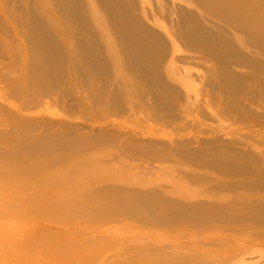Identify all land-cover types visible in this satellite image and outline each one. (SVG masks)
I'll return each instance as SVG.
<instances>
[{"label": "rangeland", "instance_id": "374dc122", "mask_svg": "<svg viewBox=\"0 0 264 264\" xmlns=\"http://www.w3.org/2000/svg\"><path fill=\"white\" fill-rule=\"evenodd\" d=\"M138 3L135 11L150 26L163 32L165 45L160 55L164 87L158 86L156 90H168V100H159L151 91L139 87L141 79L134 77L123 58L118 61L125 67L116 72L113 67L119 47L105 43L106 48L99 55L109 63L110 83L106 89L100 81H96L97 86L95 81L92 85L85 83L73 71L61 80L46 84L23 82V75L29 70V53L42 46L39 38L33 42L41 29L30 27L27 11L40 6L33 2L31 7L27 0H0V132L3 134L0 144L22 146L23 142L13 135L19 127L29 130L30 134H25L35 140L42 134L65 129H73L82 137L108 134L114 138V152H124L120 149L127 145L130 150L125 152H142L150 147L161 153L153 158L133 153L119 158L112 154L117 164L99 169L103 177L127 176L133 179V184L152 182L163 190L167 187L174 194L189 196L198 190L182 174L185 168L191 167L188 158L183 156L187 151L201 148L202 152H211L219 147L229 154L251 152L261 160L256 167L264 169V94L254 90L257 81L250 77L253 69L247 62L255 55L259 60L262 58L256 53V47L235 28L212 15L204 16L207 26L215 27L228 39L224 40L228 48L235 53L237 45L244 51L241 57L232 56L241 61V64L234 63L232 69L246 76L243 85L247 89L238 94L237 101H232V95L216 82L218 61L205 52L188 48L184 38L171 32L179 26L182 9L204 11L201 6L195 0H138ZM41 20L52 25L48 35L54 37L53 44L68 60L76 58L83 37L91 39L83 25L74 26L72 18L60 11ZM91 25L99 34L109 29L108 25ZM82 31L85 34L79 35ZM230 40H236V45ZM115 91L118 102L110 100L109 95ZM102 147L81 152L86 155L112 152V148ZM70 152L73 151L55 155L68 158ZM35 159L21 156L19 166L0 164V264H160L155 250L140 252L145 243L174 248L182 254L227 258L217 264H256L257 256L241 260V250H247L250 255L251 251L264 253V238L258 239L260 236L252 229L162 227L142 224L127 216L104 219L85 215L74 208L86 202L84 193L88 186L100 185L99 181L91 180L92 172L84 171L89 167L64 164L48 168L45 158L37 162ZM75 159L78 155L73 156ZM152 213L165 215L161 209Z\"/></svg>", "mask_w": 264, "mask_h": 264}, {"label": "bare ground", "instance_id": "6f19581e", "mask_svg": "<svg viewBox=\"0 0 264 264\" xmlns=\"http://www.w3.org/2000/svg\"><path fill=\"white\" fill-rule=\"evenodd\" d=\"M27 1L31 7L34 5L33 2L40 6L39 9L30 7L31 9L27 11V15L29 16L30 27L35 26L41 29V32L36 34L34 39H32L33 42L38 38L41 39L42 46L38 50H34L32 54L29 53V70L27 69L24 73L23 82L46 84L61 80L69 72L73 71L85 83L92 85L95 81L94 85H96V81H100L104 84L103 89H106L110 74L109 63L99 53L103 52L104 47L106 48L105 44H108L110 47L117 45L119 47V54H117L113 69L116 72L122 71V68L125 66L118 59L123 58L126 60V64L134 77L141 79V86L139 87L151 91V95L159 100H168V90L163 89L161 92L156 90L158 86H163L161 84V82L163 83L161 72L162 55H160L165 45L163 32L150 26L145 18L135 11L139 4L138 0ZM195 1L204 11L196 12L194 9H182L178 18L179 26L175 25V30L173 29L171 32L176 37L184 38L189 46L188 48L199 50L201 53L205 52L218 61L219 70L216 69L218 70L216 82L232 95L230 98L232 101H237L238 94L247 89V86L243 85L246 76L233 71V64H241V61L232 59V56L237 55L241 57L244 51L236 45V40H230L232 44L236 45L237 49L235 53L232 49L228 48L227 44L225 45L224 40L226 38L224 34L218 33L215 27L207 26L204 22V16L212 15L228 26L235 28L247 37L248 42L256 47V53L262 57L259 60L255 55L247 59V62L253 69L249 74L250 77L257 81L256 89L254 90L264 94V0ZM158 8L156 9L158 10ZM55 11H60L64 15L69 16L72 18L71 24L78 26L79 23L80 26L83 25L85 27V31L91 34V39L82 38L78 51H76L78 54L72 60H68L66 57L60 55L59 48L53 44L54 37L48 35V29L52 25L48 21L43 22L41 20L44 17L46 19L49 18ZM145 11V8H143L142 12ZM91 23L97 26L108 25L109 29L105 28L103 33L99 34L93 30L94 26ZM220 27L224 28V26ZM78 34L82 35L85 33L82 31V33L78 32ZM107 34L109 35L107 36ZM111 37L116 41L111 39ZM226 40L228 41V39ZM240 45L242 46V44ZM70 62L71 65L69 64ZM242 62L244 61L242 60ZM40 68H43L45 71L38 72L37 69ZM117 77L120 78V76ZM109 96L112 102H116L119 97L116 91ZM24 103L26 104V102ZM228 106L226 107L228 108ZM72 130L65 129L42 134L39 137L40 139L35 140L25 134H30L29 130L21 127L16 128L13 131V135L23 142V145H15L14 147L7 143L0 144V164L19 166L21 162L18 159L22 156L25 158H36V162L40 158H45L48 168L57 167L58 165L63 166L64 164L65 166H78L79 168L88 166L89 169H85L84 171L92 172L93 178L91 180L99 181L100 185L88 186V194L87 191L84 193L87 198L86 202L74 208V210H78L85 215H93L104 219L127 216L142 224L159 225L162 227L181 225L189 228L212 226L217 229L231 228L228 230L238 229L244 231L252 229L255 230L253 233L260 236L258 239L264 238V169L256 167V164L259 163L258 160H261L257 159L254 153L234 152L229 154L226 150L224 152L218 149L219 147L217 149L213 147L214 149L211 152H202L200 151L201 148L199 151L193 152H186L184 149L186 154L183 156L188 158L191 167L185 168L182 174L190 179V184H193L198 190L194 196H189L174 194L167 187L163 190L157 184H152V182H145L143 185L133 184V179L127 178V176L125 178H118L117 176L103 177L101 174L104 173H100L99 169L117 164L114 162L112 154L119 158L123 157L121 155H126L127 153L153 158L161 152H157L158 150H153V148L150 149V147L145 148L142 152H125L130 150L127 145H124V148H118L124 152H114L113 136L104 134L102 136L90 135L82 137ZM2 137L3 134L0 132V142H2ZM102 146L104 148H107V146L112 148V152H106L103 155L99 154V152L96 155H86L84 152H81L88 148ZM231 146L233 147L232 144ZM61 151L73 152H70L71 154L68 158L67 156L55 155L56 152ZM75 155H78L79 161L78 159L73 160V156ZM220 176H224V178ZM159 209L165 211L164 216H155L152 213L153 210L157 211ZM256 228H260V230ZM153 250L157 253L160 264H217L220 261L224 262L227 260L226 257L217 259V257H200L188 252L182 254L174 248L160 247L147 243L142 246L140 252ZM246 251L241 250L239 257L241 260L257 256L256 264H264L263 252L255 251L254 253V251H251V255L249 252L250 256H248Z\"/></svg>", "mask_w": 264, "mask_h": 264}]
</instances>
